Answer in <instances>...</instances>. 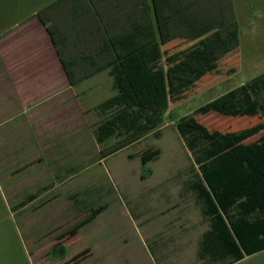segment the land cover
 I'll return each instance as SVG.
<instances>
[{"label":"trees","instance_id":"1","mask_svg":"<svg viewBox=\"0 0 264 264\" xmlns=\"http://www.w3.org/2000/svg\"><path fill=\"white\" fill-rule=\"evenodd\" d=\"M58 4L53 2L51 9ZM88 4L96 20L79 29L85 38L77 42L65 36L80 23L74 21L66 29L49 23L52 21L45 18L44 11H39L38 16L53 39L72 85L76 79L91 77H76L72 70L77 66L93 68L95 72L108 70L112 78L114 93L94 107L95 136L103 146L102 159L159 132L170 102L183 100L196 87L198 71H218L222 57L240 43L230 0H88ZM108 5L109 20L105 19ZM156 38L162 44L176 39L194 44L166 53L163 67L142 55ZM210 111L232 117L260 116L264 120V73L199 107L176 124L194 165L199 166L195 172L196 196L212 219L204 256L229 257L225 264H232L264 250V219L252 223L229 217L228 226L222 215L239 200L248 210L256 205L264 209V188L253 193L247 182L264 160V121L238 131L210 130L196 118V114ZM256 136L257 140L250 142ZM160 154V149H148L141 155L142 163L146 165ZM103 210V206L94 209L83 224ZM55 252L65 253L61 245Z\"/></svg>","mask_w":264,"mask_h":264},{"label":"rangeland","instance_id":"2","mask_svg":"<svg viewBox=\"0 0 264 264\" xmlns=\"http://www.w3.org/2000/svg\"><path fill=\"white\" fill-rule=\"evenodd\" d=\"M72 1L0 0V28L38 11L47 13L53 2L65 7ZM231 1L239 26L238 48L222 57L218 71H198L200 79L196 87L183 100L170 102L159 132L104 159L88 138V154L79 161V174L68 186L54 183L46 203H31L27 196L35 191L32 189H17L18 196L14 199L0 168V264H198L197 257L191 254L186 261H158L157 253L146 250L141 229V185L153 180L190 179L194 162L176 128L177 122L264 73V0ZM250 3L256 8L251 12ZM193 44L181 39L162 44L156 38L142 55L166 67V53ZM100 81L96 103L114 93L109 76H102ZM196 118L210 130L222 132L238 131L264 121L260 116L232 117L213 111L196 114ZM100 148L102 151L103 146ZM148 149H160L161 154L144 165L141 155ZM12 163L13 157H9L6 165ZM53 169L56 181V160ZM261 179L264 180V164L262 170L249 178L251 182ZM100 206L104 210L83 224ZM58 245L63 246V255L55 252ZM236 264H264V251Z\"/></svg>","mask_w":264,"mask_h":264},{"label":"crops","instance_id":"3","mask_svg":"<svg viewBox=\"0 0 264 264\" xmlns=\"http://www.w3.org/2000/svg\"><path fill=\"white\" fill-rule=\"evenodd\" d=\"M230 4L233 10L231 0ZM251 4L254 5L250 3V12L256 9ZM38 12L0 28V168L14 199L18 196L17 189H32L35 191L28 193V200L46 203L54 183L68 186L79 174V161L88 154V138L101 154L94 126V107L99 98L96 92L102 86V76H109L111 85L112 78L108 70L95 72L93 68L77 66L72 70L76 77H91L76 79L72 85ZM110 14L108 5L105 19L109 20ZM44 16L52 21L49 23L66 29L74 21L80 23L71 29L73 33L65 36L75 38L76 42L78 38H85L79 31L86 22L96 20L88 0L55 6ZM9 157H13L11 166L6 165ZM55 160L58 163L56 181ZM263 164L264 160L254 172L262 170ZM193 171L187 181L153 180L141 185V229L146 250L157 253L158 261H186L191 254L197 257L198 264L228 263L229 257L204 256L212 219L205 214L206 206L196 196L195 172L199 166L194 165ZM247 182L253 193L264 188L263 179ZM242 201L233 204L227 213L222 212L228 226L229 217L233 221L244 219L252 223L264 219L261 206L248 210Z\"/></svg>","mask_w":264,"mask_h":264}]
</instances>
